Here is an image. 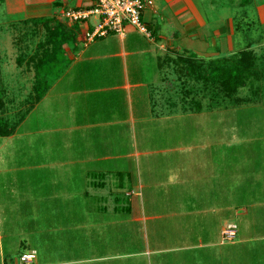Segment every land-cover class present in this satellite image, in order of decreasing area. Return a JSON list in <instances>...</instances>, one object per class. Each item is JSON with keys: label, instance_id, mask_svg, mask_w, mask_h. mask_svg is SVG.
<instances>
[{"label": "crops", "instance_id": "crops-1", "mask_svg": "<svg viewBox=\"0 0 264 264\" xmlns=\"http://www.w3.org/2000/svg\"><path fill=\"white\" fill-rule=\"evenodd\" d=\"M72 1L0 0L10 16L45 29L47 38L56 34L66 41L56 51V67L43 72L49 85L44 84L42 97L26 113L25 142L40 145L38 168L52 178L44 185L54 184V192L46 189L55 194L47 200L61 199L59 190L76 193L77 201L63 202L76 210L91 198L106 213L102 227L144 223L147 237L142 241L151 243L141 251L79 263L150 254L149 264H224L225 254L217 248L234 243L223 240L227 220L217 203L224 190L218 160L223 141L214 134L204 138L207 130L218 133L212 120L218 112L199 101L191 110L192 90L180 78L176 57L201 62L229 54L224 51L234 49L235 33L248 32L251 17L264 23V0H153L142 14L148 34L128 25L124 34L111 32L93 40L85 34L95 30L96 16L70 22L61 15L64 8H90L94 0ZM236 16L241 17L238 25ZM51 45L46 43L50 51ZM190 64L183 70L190 72ZM33 76L36 80L35 72ZM33 117H38L36 123L28 124ZM195 134L202 143L199 137L191 139ZM76 142L86 147V154L64 159L55 153L59 146L72 148ZM31 160L25 164L32 166ZM137 225L134 232L139 233ZM125 231L109 239L126 241ZM6 238L0 232V264H23L22 256L33 251L37 258L32 264H42L41 244L20 241L24 253L18 257L17 247L5 244ZM72 254L61 263L75 264L77 255Z\"/></svg>", "mask_w": 264, "mask_h": 264}, {"label": "rangeland", "instance_id": "rangeland-1", "mask_svg": "<svg viewBox=\"0 0 264 264\" xmlns=\"http://www.w3.org/2000/svg\"><path fill=\"white\" fill-rule=\"evenodd\" d=\"M69 1L73 3L72 0ZM5 8L3 4L0 5V118L13 129V134L7 138L0 137V232L7 235L5 244L8 241L11 248L17 247L18 257L24 253L20 241L31 239L32 244H41L44 252L40 256L42 264H64L61 262L69 252H73L72 256L77 255L73 259L76 260L73 262L75 264H149L150 254L79 263L93 256L141 251L150 247L151 243L142 241V236L147 237L144 223H131L128 227L111 223L102 227L106 219L102 217H106V213L99 209L97 203H91V198H86L76 210H71L63 203L77 201L76 193L72 196L71 192L61 193L59 190L57 193L61 199L47 200L50 195H55L46 193V189L54 192V184L44 185L45 180L52 181V178L47 176L45 170L40 171L38 168L41 159L38 152L40 145L32 146L33 144L25 142L23 116L39 101L36 100L38 98L35 93L39 82L33 76L37 65L35 56L37 47H43L49 40L45 29H39L38 25L31 27L26 19L10 16ZM239 19L241 17H235L236 25ZM254 21L251 17L248 32L235 33L238 42L233 44L234 49L224 51L229 52L227 55H235L252 45L250 50L255 56L246 85L233 95H226L220 86L223 99L213 101L212 96L218 86L212 81H204L202 75L211 71L210 62L213 58L197 62L186 55V58L179 55L176 57L181 61H177L180 78L183 77L186 88L192 90V95L188 97L190 101L193 100L191 110L196 109L195 102L199 101L209 111L217 108L215 112H218L215 116L208 115L214 116L212 120L217 124L218 133L207 130L209 132L204 138L214 134L218 141H223L219 150L222 149L223 155L218 160L222 162L220 171L224 173V190L222 197L218 196L217 203L224 207L223 218L227 220L223 231L230 224L238 227L233 238H227L223 233V240L233 242L234 245L224 243L225 246L217 248L225 254L224 264H264V23L259 24V19L255 23ZM186 63H191L190 72L183 70ZM43 72L45 71L39 73V78L45 80L47 76ZM46 84L49 85L47 82ZM37 118L33 117L28 124H35ZM198 137L195 134L191 139ZM199 138L202 143V137ZM67 140V137L64 138L65 144ZM47 148L50 150L51 146L47 144ZM83 148L86 149L76 142L72 148L69 145L59 146L55 153H60L64 159H73L87 153ZM49 154L44 153L46 156ZM27 158L32 159V166H27V162L25 164ZM89 219H92L90 223ZM136 225L139 233L134 232ZM77 226L78 229H75ZM123 230H126L124 234L128 236L126 241L109 239L112 233ZM44 239H47L46 243L43 242ZM163 243L167 244L168 241ZM152 244L155 247L154 241ZM17 256L13 255L16 261Z\"/></svg>", "mask_w": 264, "mask_h": 264}, {"label": "trees", "instance_id": "trees-1", "mask_svg": "<svg viewBox=\"0 0 264 264\" xmlns=\"http://www.w3.org/2000/svg\"><path fill=\"white\" fill-rule=\"evenodd\" d=\"M58 37V39H57ZM60 35L53 34L52 37L48 38V42L52 41L51 51L46 48V45L37 47V53L35 58L37 59L36 65V81L38 86L35 87V93H37L36 100H40L42 94L45 92L44 84L47 82L39 78L41 71H50L51 67H56V60L58 58L57 50L59 51L62 45L66 42L64 39H59ZM42 47V48H41ZM252 45H248L247 48L237 52L235 55H221L218 58H213L210 64L212 69L208 73H203L204 81H212L216 87L214 95L212 96L213 101H217L221 97L220 86L226 95H233L237 92L240 87L246 85V81L249 79L251 73V65L254 61V53L250 50ZM55 57V58H54ZM193 61H195L193 59ZM197 62H200L197 60ZM202 62V61H201ZM55 63V64H53ZM37 91V92H36ZM223 99V98H222ZM31 106V105H30ZM31 109V108H30ZM30 111V110H29ZM28 111L24 113L23 118L27 115ZM13 134V129L8 126V123L0 118V137H7Z\"/></svg>", "mask_w": 264, "mask_h": 264}, {"label": "built area", "instance_id": "built-area-1", "mask_svg": "<svg viewBox=\"0 0 264 264\" xmlns=\"http://www.w3.org/2000/svg\"><path fill=\"white\" fill-rule=\"evenodd\" d=\"M94 2L90 8H68L62 14V17L70 22L87 20L92 16L98 18L95 30L85 34L87 40H93L97 36H105L111 32L124 34L128 25L148 34L142 14L146 8L153 5V0H94ZM237 229L236 224H230L223 233L227 238H233L236 236ZM36 258V251H33L24 254L21 259L23 263L31 264Z\"/></svg>", "mask_w": 264, "mask_h": 264}]
</instances>
